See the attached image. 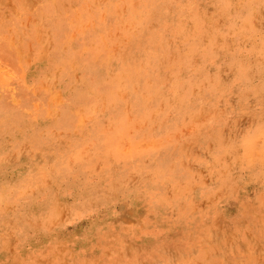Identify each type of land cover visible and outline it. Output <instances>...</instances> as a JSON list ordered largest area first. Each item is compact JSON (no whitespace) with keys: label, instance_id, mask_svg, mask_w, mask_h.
<instances>
[{"label":"rangeland","instance_id":"1","mask_svg":"<svg viewBox=\"0 0 264 264\" xmlns=\"http://www.w3.org/2000/svg\"><path fill=\"white\" fill-rule=\"evenodd\" d=\"M0 264H264V0H0Z\"/></svg>","mask_w":264,"mask_h":264},{"label":"bare ground","instance_id":"2","mask_svg":"<svg viewBox=\"0 0 264 264\" xmlns=\"http://www.w3.org/2000/svg\"><path fill=\"white\" fill-rule=\"evenodd\" d=\"M1 100V99H0ZM1 250V249H0Z\"/></svg>","mask_w":264,"mask_h":264}]
</instances>
